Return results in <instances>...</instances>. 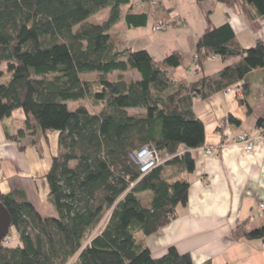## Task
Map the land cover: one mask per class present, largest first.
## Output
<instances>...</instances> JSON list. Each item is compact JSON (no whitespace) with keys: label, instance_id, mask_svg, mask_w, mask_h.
Listing matches in <instances>:
<instances>
[{"label":"trees","instance_id":"trees-1","mask_svg":"<svg viewBox=\"0 0 264 264\" xmlns=\"http://www.w3.org/2000/svg\"><path fill=\"white\" fill-rule=\"evenodd\" d=\"M143 1L0 0V118L24 111V127L10 136L15 139L29 130L59 132L58 151L46 173L56 215H42L24 189L0 190L19 235L18 244L2 243L0 264H66L76 253L74 264H195L190 253L175 246L155 256L138 238L139 232L158 233L176 217L177 206L187 204L189 181L180 177L187 167L185 153L142 174L131 152L145 144L172 154L180 145H203L205 125L194 112L193 96L206 97L264 68V41L240 47L225 22L198 38L197 57L175 50L156 61L148 50L110 36L125 5L129 27L147 23L151 0ZM218 1L250 4L264 15V0ZM105 7L110 8L106 20H89ZM211 55L240 58L218 77L188 82L171 76L172 69L193 58L202 69ZM127 70L140 77H110ZM88 72H98V80L83 78ZM5 73L11 76L4 82ZM244 94H249L245 81ZM85 98L103 107L92 112L84 103L68 105ZM263 122L261 117L257 124ZM145 191L152 192L149 202L140 196ZM107 212L106 224L88 239ZM234 235L264 237V225L246 230L245 222L239 223Z\"/></svg>","mask_w":264,"mask_h":264},{"label":"crops","instance_id":"crops-1","mask_svg":"<svg viewBox=\"0 0 264 264\" xmlns=\"http://www.w3.org/2000/svg\"><path fill=\"white\" fill-rule=\"evenodd\" d=\"M132 1L141 5L144 2ZM127 10V5L122 7L121 19L111 29L121 28V42L133 49L148 50L156 61H162L175 50L194 54L197 40L205 30L225 22L232 26L233 42L240 47L248 48L259 40L264 41V15H258L246 3L229 6L218 0H156L153 4L151 0L147 23L137 27L126 24ZM159 20L169 27L155 30ZM239 58L211 55L202 69H197L193 58L190 63L172 69L171 76L188 82L204 75L218 77L225 66ZM139 77L137 73L133 79ZM243 81L248 82V95L238 96L222 88L206 97L199 93L193 96L194 112L205 125V142L195 148L179 146L186 150L187 167L180 177L189 181L188 201L177 206L176 217L158 233L144 236L155 256L175 246L181 253H190L195 264L208 260L214 264H264V237L234 235L239 223L245 222L246 230L264 225V206L260 205L264 203V136L257 124L264 117V68L253 69ZM25 118L21 108L9 117L0 118V190L24 189L36 206L40 181L46 177L55 153L50 165H39L34 146L44 130L26 131L18 139L10 137L24 127ZM245 131L254 139V149L250 152L237 139ZM206 146H217L220 152L205 156ZM142 193L149 202L152 192Z\"/></svg>","mask_w":264,"mask_h":264},{"label":"rangeland","instance_id":"rangeland-1","mask_svg":"<svg viewBox=\"0 0 264 264\" xmlns=\"http://www.w3.org/2000/svg\"><path fill=\"white\" fill-rule=\"evenodd\" d=\"M110 12L109 7L102 8L99 12L91 15L89 17L90 21L93 22H103L107 19ZM111 39L113 42H121V28L114 27L110 31ZM4 68V65H3ZM123 75L126 79H133L137 76V73L134 70H127V71H115L111 73L110 77L111 79H117L119 76ZM10 73H5V77L3 81H8L10 79ZM99 77L98 72H88L83 74V78L87 80L97 81ZM79 103H84L92 112H98L103 107V104L96 103L91 98H85L80 101H70L68 102L69 107L74 108ZM132 111V110H131ZM138 111V110H137ZM141 112H144L143 109H140ZM43 131V134L40 135V139L37 142V146H34L35 151L39 155V165L41 166L42 163H49L51 162V156L53 153H56L59 146V133L57 130H48L47 135H45ZM24 139V138H23ZM25 140V139H24ZM165 163V162H164ZM74 164V163H73ZM142 201L145 202L148 197L145 195V193H141ZM147 202V201H146ZM36 207L44 216H54L56 215V209L54 207V204L49 199V185L46 177H44V180L40 181V190L38 192V199L36 200ZM109 217V212L105 213L97 227L91 232V235L87 237L88 239L91 238L94 234L98 233L102 227L106 224ZM10 239L13 241V245L18 244L19 242V235L17 233V229L14 226H11L10 232H9ZM138 238L144 240V236L139 232ZM87 239V241H88ZM145 241V240H144ZM78 253H76L74 256H72L66 264H74L77 260Z\"/></svg>","mask_w":264,"mask_h":264},{"label":"built area","instance_id":"built-area-1","mask_svg":"<svg viewBox=\"0 0 264 264\" xmlns=\"http://www.w3.org/2000/svg\"><path fill=\"white\" fill-rule=\"evenodd\" d=\"M143 2V0H142ZM152 3H156V0H152ZM169 27V24H167L163 20H159L155 26V30H165ZM195 57H197V54L195 53ZM224 90L226 92H234L238 96L244 95V81L240 80L233 84H230L226 87H224ZM259 132L264 136V122L262 124L258 125ZM238 141L241 143L243 149L246 152H250L254 149V139L250 135L249 132L245 131L238 135L237 137ZM185 149L179 148L176 153H161L157 148H155L153 145L145 144L141 148L133 150L131 152V157L133 160L139 164L140 170L142 174H145L149 172L151 169L163 164L167 160L173 158L176 155H181L185 153ZM220 152V148L217 146H206L203 149V154L206 155H218ZM2 155L0 150V156ZM262 207L264 206V203L260 204ZM3 242L6 244H13L12 239H10V236L7 235L3 238Z\"/></svg>","mask_w":264,"mask_h":264},{"label":"water","instance_id":"water-1","mask_svg":"<svg viewBox=\"0 0 264 264\" xmlns=\"http://www.w3.org/2000/svg\"><path fill=\"white\" fill-rule=\"evenodd\" d=\"M12 226V218L5 204L0 200V249L3 243V238L6 237Z\"/></svg>","mask_w":264,"mask_h":264}]
</instances>
